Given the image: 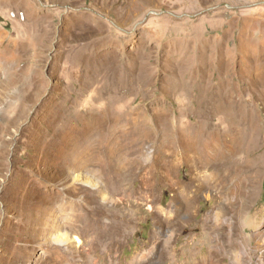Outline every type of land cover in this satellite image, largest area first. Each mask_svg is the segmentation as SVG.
Listing matches in <instances>:
<instances>
[{
  "label": "rangeland",
  "instance_id": "obj_1",
  "mask_svg": "<svg viewBox=\"0 0 264 264\" xmlns=\"http://www.w3.org/2000/svg\"><path fill=\"white\" fill-rule=\"evenodd\" d=\"M0 264H264V0H0Z\"/></svg>",
  "mask_w": 264,
  "mask_h": 264
}]
</instances>
